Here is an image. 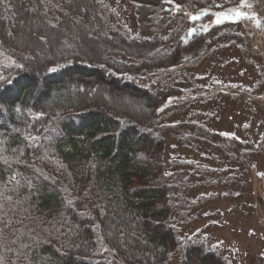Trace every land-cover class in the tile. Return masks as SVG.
Wrapping results in <instances>:
<instances>
[{
	"label": "trees",
	"instance_id": "obj_1",
	"mask_svg": "<svg viewBox=\"0 0 264 264\" xmlns=\"http://www.w3.org/2000/svg\"><path fill=\"white\" fill-rule=\"evenodd\" d=\"M78 1L0 0V264H168L179 240L169 224L174 186L166 179L160 124L168 101L190 83L164 88L150 79L231 41L245 53L241 37L225 30L183 36L179 27L163 33L174 19L184 23V12L174 8L184 0H132L138 26L152 30L149 38L123 26L110 29L101 0ZM203 6L191 1L188 10ZM27 16L55 38L65 31L59 46L52 40L49 58L12 41ZM87 32L93 41L80 38ZM39 60L50 64L33 68ZM103 83L145 113L116 98L113 105L124 114L101 112L97 105L109 99ZM165 130L228 148V138L194 123ZM185 175L175 180L180 190ZM258 208L264 219V196ZM183 250L180 264H227L203 242Z\"/></svg>",
	"mask_w": 264,
	"mask_h": 264
},
{
	"label": "rangeland",
	"instance_id": "obj_2",
	"mask_svg": "<svg viewBox=\"0 0 264 264\" xmlns=\"http://www.w3.org/2000/svg\"><path fill=\"white\" fill-rule=\"evenodd\" d=\"M191 1H200L204 6L191 13ZM101 2L110 29L123 26L131 36L151 37V28L138 26L132 0ZM174 8L184 12V23L178 26L174 19L163 33L175 31L176 27L183 36L201 30L210 36L221 30L233 31L240 35L245 53L231 41L211 50L193 65L174 67L150 79L164 88L180 81L190 83L182 97L168 101L166 107L170 110L160 124L166 143V179L174 186L169 224L179 240L178 250L168 264H180L185 245L200 242L222 256L227 264H264V219L258 208L259 196H264V0H184ZM42 28L35 16L23 17L12 41L32 48L36 57L49 58L45 52L52 48L55 36ZM56 32L62 35L65 31L60 28ZM43 35L47 39L42 43ZM61 35L55 38L58 46ZM90 35L82 33L80 38L93 41ZM108 87L103 83L101 92H108L109 99L103 96L97 105L101 112L122 114L113 105L115 98L132 112L142 111L140 104L129 101L123 92L108 91ZM181 122L194 123L208 133L228 138V148L221 149L206 139H179L165 130ZM252 144L259 149L254 150ZM181 171L186 172L182 190L174 184ZM179 202L184 208L179 207ZM136 242L139 247L143 244L141 239ZM99 252L105 250L101 248Z\"/></svg>",
	"mask_w": 264,
	"mask_h": 264
},
{
	"label": "bare ground",
	"instance_id": "obj_3",
	"mask_svg": "<svg viewBox=\"0 0 264 264\" xmlns=\"http://www.w3.org/2000/svg\"><path fill=\"white\" fill-rule=\"evenodd\" d=\"M48 64H50V62L44 61V60H39V61L36 62V66H34L33 68H36V69L39 70V69L43 68L44 65H48ZM35 79H36V74L33 71H31L30 72V82L33 84L34 83L33 81H35ZM41 88H42V86H41ZM41 90L42 89H39V91H41Z\"/></svg>",
	"mask_w": 264,
	"mask_h": 264
},
{
	"label": "snow or ice",
	"instance_id": "obj_4",
	"mask_svg": "<svg viewBox=\"0 0 264 264\" xmlns=\"http://www.w3.org/2000/svg\"><path fill=\"white\" fill-rule=\"evenodd\" d=\"M239 14V13H238ZM219 22V21H218ZM5 163H7V161H5Z\"/></svg>",
	"mask_w": 264,
	"mask_h": 264
}]
</instances>
